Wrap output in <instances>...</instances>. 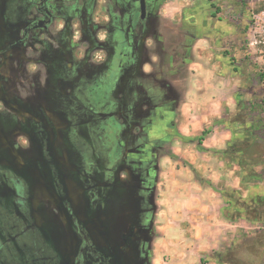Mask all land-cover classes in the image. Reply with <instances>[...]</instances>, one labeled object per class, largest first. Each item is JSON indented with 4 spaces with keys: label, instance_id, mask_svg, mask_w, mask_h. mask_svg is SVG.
<instances>
[{
    "label": "rangeland",
    "instance_id": "rangeland-1",
    "mask_svg": "<svg viewBox=\"0 0 264 264\" xmlns=\"http://www.w3.org/2000/svg\"><path fill=\"white\" fill-rule=\"evenodd\" d=\"M29 1L5 0L11 15L4 19L0 17L1 47L22 37L28 19L35 17L28 14L35 11ZM18 3H25L21 7L25 14L12 15L21 13ZM61 5H65L62 8L70 6L67 18L69 16L71 20L62 19L55 13V23L50 30L33 32L30 43L35 45L36 51L24 48L14 51L11 57L1 58L6 66L4 73L13 70L17 77L22 76L19 71L26 73L23 78L27 79L26 92L33 94L34 88L38 103H42L47 111L48 114L34 116L38 122L32 120L31 113L20 116L28 119V124L40 125L39 141L53 147L49 149L54 152L57 170L60 172L58 164L61 163L65 167L63 176L77 182L79 175L75 169L82 166L83 145L90 150L100 144L98 136L95 139L92 136L93 124L90 122L92 104H96L95 98L100 93L99 73L88 68L85 75L81 72L84 67L92 65L97 69L103 65V71L107 67L108 78L111 69L119 71L110 97L105 100V96H101L97 108L111 111L123 121L118 136L127 149V164L133 167H130L131 171L121 170L120 176L123 173L124 179H130L132 173L142 175V170L149 169L152 164L148 156L154 147L148 138V127L156 110L149 107L157 102L160 106H170L172 101L174 108V101L184 98L189 81L196 79L191 76L188 62L198 60L202 62L199 77L203 81L204 117H208V121H204L202 130L194 136L196 143L205 144L209 149L205 150L208 152L205 155L213 157L212 163L206 161L204 166L212 170L213 176H205L202 182L219 192L222 215L228 224L213 229L214 235L210 239L215 246L199 248L205 257L201 262L193 260L191 263L222 264L215 260L217 254H222L227 262L234 259L239 264H264V206L246 211V207H251V201L264 196V135L259 134L256 145L245 151L249 141L247 129L253 123L250 118L245 126L236 121L237 114L244 112L239 110V102L249 103L254 95L264 98V82H259L256 76L259 71L264 72V0H166L154 6L145 23L139 21L138 0H78ZM8 20L17 24L5 26ZM51 47L55 48L54 87L50 77L51 64L47 65L48 70L43 67L44 73L30 66L32 59L52 58ZM68 61L81 64L71 72L75 85L72 89L67 86L68 74L64 70ZM42 75L44 79L39 78ZM107 82L102 85L106 86ZM79 86L87 87L89 99L77 94ZM42 96L49 98V105L40 100ZM256 115L254 125L262 131L264 114L257 112ZM121 121L118 123L122 124ZM29 134L22 133L19 140H26L30 145ZM237 141L236 151L227 154ZM15 149L20 155L25 151L29 155L32 147ZM158 150L161 154L167 152ZM0 154L8 155L6 152ZM231 154L246 162L251 171L245 172ZM63 159L69 167L64 166ZM12 166L25 167L21 162ZM16 172L25 177L24 173ZM32 174L36 179L30 177V181H39V185L36 190H33L34 186L29 188V196L35 199L34 205L28 204L29 213H33V219L45 221V236L55 237L57 225L56 235L64 237L60 238L61 263L79 264L75 256H79L83 243L80 240L78 244L74 243L73 236L79 239L89 236L93 248L85 249L84 255L80 252L85 258L81 264H152L148 253L153 250L154 237L160 235V230L150 220L152 212L139 210L132 198L135 204L130 212L107 209L106 206L101 208L99 199L93 208H89L81 198L85 194H79L84 185L70 180L68 182L72 184L68 188L62 175L57 179L61 195H64L59 198L62 208L58 212L56 195L45 188L49 180L40 182L42 179L35 170ZM129 187L125 196L139 193L132 190L130 184ZM70 193L73 194L72 201L67 198ZM51 198L55 203L49 200ZM6 225L12 226L13 220ZM202 228H197V235L203 234ZM125 237L129 239L128 243L124 242ZM197 240L201 241L202 236ZM158 249L162 250V247L158 246ZM226 251H229L228 256ZM5 253L0 257V264H17V257L8 248Z\"/></svg>",
    "mask_w": 264,
    "mask_h": 264
},
{
    "label": "flooded vegetation",
    "instance_id": "flooded-vegetation-1",
    "mask_svg": "<svg viewBox=\"0 0 264 264\" xmlns=\"http://www.w3.org/2000/svg\"><path fill=\"white\" fill-rule=\"evenodd\" d=\"M78 0H31L28 3L32 4V7L35 9L32 13H28L29 15H35V17H30L28 22L26 23L22 37L18 38L16 41H8L6 43V47L3 48L0 46V153L6 152L8 155L0 154V257L1 255H6L5 250L8 248L12 254L17 257V264H69L65 261L61 263L63 253L60 249V237L56 235L57 225H55V237L54 236H45L43 230L45 227V221L41 219H33V213H29L28 204H35V199L29 196V188L30 186H34L33 190L39 185V181H30V177L36 179L32 173L35 170L36 173L39 174L40 178L44 182V180H49L48 184H46L45 188H49L53 195H56V200L58 203H55V199L51 198L49 200L55 203L56 209L59 212L62 208L60 203L62 201L59 199L63 197L60 183L57 182L58 176L62 175L64 180V184L70 188V184L72 182L77 185H84L85 188H82V192L79 194H85L82 199L85 200L86 204L93 208L94 203L99 199L100 207H105L106 189L115 182V178H119V174L123 169H130L132 166H128L127 161L128 158L125 157V153L127 149H125V145L121 142L118 134L123 129V121L117 119L113 112L102 111L99 107L101 96H105V100H108L110 97V93H112V87L115 85V79H117L118 70L109 71V78L107 75V67L102 70L103 65L92 67V65L87 68L82 69V73L85 75L88 74L87 69L89 68L93 73H99V81H100V93L96 96V104L93 105L92 110V119L91 123L92 127V136L95 139V136L100 140V144L98 146H94L93 149H88L87 145L84 144L83 150L81 151V163L75 172L78 173L79 178L77 182L75 180L70 179L72 182H68L69 178L64 177L65 167H62L58 164V168L60 172L55 167V155H53V151L50 150L51 145L47 144L44 141H39V135L41 133L39 124H28V119H23L20 115H28V113L32 114V120L36 115H43V113H47L46 110L43 109V104L38 103L37 100L38 95L35 93L34 88H32L33 94H29L26 92L27 85L26 81L23 78L26 77V73L19 71L18 74L22 76H16L12 73L13 70L9 71V74L3 72L6 66L3 65V60L1 58L7 56L11 57V54L16 51L30 48L31 50H35L31 45L30 40L33 39L31 37L33 32L36 31H48L55 23V13L59 15L62 19L67 18V9H70V6L66 8L65 5H61V3H69ZM147 6V15L145 19H142L141 12V0H138V11H139V21L140 23H145L150 18L151 10L158 3V0H144ZM22 4L18 3V10L21 11ZM27 4V3H26ZM55 10V11H54ZM7 2L5 0H0V17L4 19L5 17L10 16L11 14L7 12ZM15 14H22L14 12ZM25 14V13H24ZM71 20V19H69ZM17 23L12 20H8L5 23V26L14 27ZM54 37V36H53ZM40 42V41H38ZM55 42V37H54ZM38 46V45H36ZM53 53L51 54L52 58L43 60L44 58L32 59L30 61L31 67H37L41 69L43 72V67L48 70V66L51 64V74L50 76L53 79V87L55 84V48H52ZM36 51V50H35ZM66 57H70L69 54H66ZM9 60H7L8 62ZM29 60L27 59L26 62ZM33 61H35L33 64ZM44 64V65H43ZM46 65V66H45ZM72 65V66H71ZM75 67H81V64L76 61H68L66 64V70L68 74V88H74V79L72 75V70ZM80 70V68H79ZM15 72V71H14ZM44 73V72H43ZM84 75V76H85ZM113 77L111 78V76ZM43 78V75L39 77ZM44 79V78H43ZM108 82H107V80ZM106 80V81H105ZM19 82V83H17ZM106 86L102 84L106 83ZM33 84V83H31ZM87 87L79 86L77 94L79 96L84 97L85 99H89ZM52 102L55 100V93L53 94ZM41 101H46L47 105L50 104L49 98H42ZM55 106V103L54 105ZM48 114V113H47ZM53 115V114H52ZM121 121L122 124L118 123ZM31 121V120H30ZM37 121V120H35ZM38 122V121H37ZM39 129V130H38ZM30 132V145L26 140H19L22 136V133ZM39 132V133H38ZM27 146H31L32 150H29V155L19 154L15 148H25ZM49 147H51L49 149ZM52 153V154H50ZM64 162V166L69 167L70 165L67 163L65 159L62 160ZM21 162L25 165V167H15L12 164H16ZM144 162V160H141ZM129 163V162H128ZM29 164V165H28ZM66 164V165H65ZM4 168V169H2ZM16 171H20L24 173V178L20 177ZM153 164H151L149 169L142 170V175H144V179L146 180V188L151 183V176L153 173ZM30 175V176H29ZM59 180V179H58ZM108 180V181H107ZM71 189H69L70 191ZM97 190V191H96ZM96 191V192H95ZM146 194V189L144 190ZM76 194V193H75ZM144 194V192H143ZM72 193L67 195V198L71 201ZM105 197L104 199H102ZM252 210L251 207H246V211L250 212ZM145 212H149L144 209ZM35 214V213H34ZM100 219H104L101 217ZM13 220V225L8 227L7 222H11ZM83 220V219H80ZM82 230V229H80ZM58 234V232H57ZM82 237V236H81ZM78 237L73 236V242L78 244L79 240L83 243L82 248L80 247L79 256H75L76 262L81 264L85 260L84 256L85 249L92 250V246L90 245L91 238L88 236H83L82 240ZM128 238H124V242L128 243ZM81 252V253H80ZM229 251H226V256H228ZM222 254H217L215 260L222 264H239L237 261L232 259L231 261L225 260Z\"/></svg>",
    "mask_w": 264,
    "mask_h": 264
},
{
    "label": "crops",
    "instance_id": "crops-1",
    "mask_svg": "<svg viewBox=\"0 0 264 264\" xmlns=\"http://www.w3.org/2000/svg\"><path fill=\"white\" fill-rule=\"evenodd\" d=\"M163 2L166 0H158V3ZM201 63L198 60L188 62L191 76L196 79L189 81L184 98L174 101V108L172 101L170 106H160L157 102L149 107L156 110L148 127V138L154 147L148 156L154 169L150 185L146 188L144 175L132 173L130 179H124L120 173L105 193L107 209L130 212L134 209L132 198L139 210L153 213L150 220L156 224L160 235L154 237L153 250L148 253L152 264L201 262L205 255L199 248L212 246L213 229L228 224L222 215L219 192L202 182L205 176H213L212 170L204 167L206 161L212 163L213 157L205 155L209 151L205 144L195 142L194 135L202 130L204 121H208V117H204L205 96L199 77ZM158 149L167 152L161 154ZM129 184L132 190L139 192L136 196L131 194L130 197L128 193L125 196ZM201 227L203 234L197 235L196 230ZM201 236L202 240L198 241ZM193 260H197L196 263H191Z\"/></svg>",
    "mask_w": 264,
    "mask_h": 264
},
{
    "label": "trees",
    "instance_id": "trees-1",
    "mask_svg": "<svg viewBox=\"0 0 264 264\" xmlns=\"http://www.w3.org/2000/svg\"><path fill=\"white\" fill-rule=\"evenodd\" d=\"M256 74H257L256 76H258V78H259V82H264V72L259 71ZM238 107H239V110H243L244 112L242 114H239V113L237 114V115H239V117L237 118L236 121L242 123L245 126L248 124V122H249L248 120L250 118V120L253 123L252 127L247 129L248 134H249V137H248L249 141L247 143L245 151H250L256 145V143L259 139V134L264 135V130L261 131V130H259V129H261L260 127L254 125V121H256V119H257L256 113L262 112L264 114V98H261L259 96L254 95V96H252V100L249 103H247L245 101L239 102ZM238 142L239 141H237V143H235V146L231 150L227 151V154H230V153L233 154L236 151V149L238 147L237 146ZM232 154H231V158L234 159L237 162V164L245 170V172L251 171L246 162L242 161V159L235 157ZM263 206H264V196H260L258 198V201H256V200L251 201L252 210H256L259 207H263ZM254 221H256V220H254Z\"/></svg>",
    "mask_w": 264,
    "mask_h": 264
},
{
    "label": "water",
    "instance_id": "water-1",
    "mask_svg": "<svg viewBox=\"0 0 264 264\" xmlns=\"http://www.w3.org/2000/svg\"><path fill=\"white\" fill-rule=\"evenodd\" d=\"M141 12H142V19H145L147 15V6L144 0H141Z\"/></svg>",
    "mask_w": 264,
    "mask_h": 264
},
{
    "label": "bare ground",
    "instance_id": "bare-ground-1",
    "mask_svg": "<svg viewBox=\"0 0 264 264\" xmlns=\"http://www.w3.org/2000/svg\"><path fill=\"white\" fill-rule=\"evenodd\" d=\"M72 197H73V195H72Z\"/></svg>",
    "mask_w": 264,
    "mask_h": 264
}]
</instances>
